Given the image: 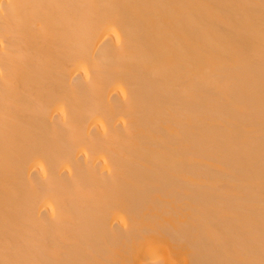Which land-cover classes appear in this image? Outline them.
Here are the masks:
<instances>
[{"label":"bare ground","instance_id":"6f19581e","mask_svg":"<svg viewBox=\"0 0 264 264\" xmlns=\"http://www.w3.org/2000/svg\"><path fill=\"white\" fill-rule=\"evenodd\" d=\"M0 264H264V0H0Z\"/></svg>","mask_w":264,"mask_h":264}]
</instances>
